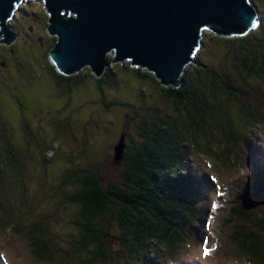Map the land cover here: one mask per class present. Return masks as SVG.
<instances>
[{
	"label": "rangeland",
	"instance_id": "1",
	"mask_svg": "<svg viewBox=\"0 0 264 264\" xmlns=\"http://www.w3.org/2000/svg\"><path fill=\"white\" fill-rule=\"evenodd\" d=\"M251 2L264 26V0ZM8 26L17 33V39L11 44L0 43V118L6 135L12 139L18 161L12 163L16 165L14 172L7 171V175L0 180V206L4 212L13 214L14 225L43 220L47 236L70 257L78 247L79 227L76 223L79 208L66 202L76 194L78 184L77 178H74L69 186H59L60 176L68 174L69 170L75 172L79 167L99 168L105 176V184L120 180L119 174L125 168V163H116L113 155L115 143L121 134L127 131V146L134 147L141 141L140 129L154 124L155 116L168 123L176 122L178 116L172 101L164 97L151 78L133 75L127 68L113 66L102 90L89 69L80 71L75 79L63 84V87L58 86L49 72L50 65L46 63L58 38L48 32L50 14L42 1L23 3L8 21ZM213 34L210 30L204 33L202 47L196 54L197 62L188 67L187 74L193 67L201 66L200 60H214L218 65L223 64L227 50L225 46L215 44ZM108 57L114 59L113 55ZM242 89L248 91L243 94L245 101L250 103V96L257 95L258 99L252 102L264 105V83L257 80ZM113 102L131 104L137 112L120 105L107 109L106 105ZM240 109L234 104L236 114L240 113ZM181 114L192 128H199V122L193 123L185 108ZM55 126H60L61 130L53 134L51 130ZM243 134L247 139L240 144V163L228 175L229 178L224 176L219 165H212L206 155H194L193 160H188L187 165L198 176L204 193L201 201L203 208L200 206L202 223L198 227L200 237L191 235L192 243L182 242L172 251L156 248V264H248L236 253L238 248L235 244L229 243L228 234L224 236L219 232L227 216L225 206L220 208L224 201H236L232 195L235 191L230 189L235 182L228 180L236 178L239 191L253 185L252 175L257 171L264 180V129L251 126L247 129L246 126ZM4 136L0 129V151L6 147L1 141ZM247 140L252 142L254 148L247 145ZM198 142L201 149L204 148L203 135ZM67 144L68 148L64 147ZM217 203L219 205L215 206ZM21 205L24 209L20 211ZM261 206L264 211V203ZM207 223H211L209 233ZM103 232L107 234L109 247L115 252L122 249L124 243H131V236L124 233L115 219L104 226ZM218 235L222 237L221 246L216 249L212 256L214 258L204 256V248L209 249L219 242ZM4 238H7L6 251L11 264H37L27 256L23 238L12 237L9 233ZM3 247L6 246L0 241V264H5L2 260ZM89 257L87 253L80 256L81 259ZM122 262L120 259L119 263ZM54 264L69 263L58 259Z\"/></svg>",
	"mask_w": 264,
	"mask_h": 264
},
{
	"label": "trees",
	"instance_id": "2",
	"mask_svg": "<svg viewBox=\"0 0 264 264\" xmlns=\"http://www.w3.org/2000/svg\"><path fill=\"white\" fill-rule=\"evenodd\" d=\"M7 31L5 28L4 33ZM213 38L216 45L221 44L227 50L223 64L218 65L214 60H200L201 66L193 67L189 74L186 71L184 82L178 87H167L152 72L130 63L111 64L100 78L93 73L100 90L106 85L113 66L127 68L133 75L151 78L164 97L174 104L178 119L168 123L155 116L154 124L140 129L141 141L134 147L127 146L128 132L121 134L126 137V149L120 161L125 163V168L119 174L120 180L105 184V176L99 168L79 167L75 172L69 170L68 174L60 176L59 186H69L74 178H77L78 184L76 194L66 202L79 208L76 223L79 227L78 247L70 257L47 236L43 220L14 225L13 214L4 212L0 206V241L6 246L3 247L2 258L5 264H11L6 251L7 238H4L7 233L24 239L27 256L37 264H54L58 259L69 264H116L120 259L124 264H156V248L172 251L182 242L192 243L191 235L200 237L198 227L202 223L200 206L203 208L201 201L204 193L198 176L187 165L188 160H193L194 155H206L207 160L212 165H219L224 176L228 177L240 163V144L247 139L243 134L245 127L264 129V105L252 102L258 99L257 95L250 96V103L245 101L243 94L248 91L242 89L257 80L264 83L263 24L246 35L224 36L214 32ZM49 54L46 63L50 65L49 72L58 86L63 87L84 70H91L87 67L80 73H61L51 63ZM113 60L109 58L110 62ZM238 82L241 84L238 85ZM234 104L241 108L239 114L234 111ZM112 105L137 112L135 106L120 102L107 104V109ZM183 108L193 123L199 122V128H192L188 124L181 114ZM0 120V129L5 134L1 141L6 146L0 151L2 180L7 171L14 172L18 159L12 139L6 135V128L1 126L3 123ZM60 130V126H55L51 132L55 134ZM202 135L205 142L201 149L198 141ZM246 143L254 148L252 142L247 140ZM64 147L68 148V144ZM113 158L116 162L115 148ZM18 169L20 171V167ZM252 176L253 185L242 187L241 191L236 178L228 180L235 182L230 189L235 191L232 195L236 201H224L220 208L225 206L227 216L219 232L224 236L228 234L229 243L235 244L238 248L236 253L248 264H264V211L261 209L264 180L260 171ZM23 209L21 205L19 210ZM113 219L125 234L131 236V243H124L117 252L111 250L107 234L103 232L104 226L110 225ZM206 227L208 233L211 232V223H207ZM217 238L218 243L209 249L204 248V252L208 250L206 257H212L220 248L222 237L218 235ZM81 253H87L90 257L81 259Z\"/></svg>",
	"mask_w": 264,
	"mask_h": 264
},
{
	"label": "water",
	"instance_id": "3",
	"mask_svg": "<svg viewBox=\"0 0 264 264\" xmlns=\"http://www.w3.org/2000/svg\"><path fill=\"white\" fill-rule=\"evenodd\" d=\"M29 1L0 0V43L17 39L8 21ZM40 1L50 14L48 32L58 38L49 58L61 73L90 67L100 78L111 64L129 62L152 72L167 87L184 82L188 67L197 62L206 31L246 35L261 24L251 0ZM5 28L12 36L8 41L2 37ZM125 140L122 135L115 147L116 162L124 158Z\"/></svg>",
	"mask_w": 264,
	"mask_h": 264
},
{
	"label": "flooded vegetation",
	"instance_id": "4",
	"mask_svg": "<svg viewBox=\"0 0 264 264\" xmlns=\"http://www.w3.org/2000/svg\"><path fill=\"white\" fill-rule=\"evenodd\" d=\"M18 9H19V8H18ZM18 9H17V11H18ZM17 11H16V12H17ZM4 34H5V35H4ZM13 36H14V35H13ZM2 37H4V38L6 37L7 41L10 40V39L12 38V36H7V33H3V34H2ZM14 37H15V36H14ZM30 47H31V46H30ZM31 48H32V47H31ZM1 53H2V52H1ZM2 62H3V64L5 63V61H4V57L2 58Z\"/></svg>",
	"mask_w": 264,
	"mask_h": 264
},
{
	"label": "snow or ice",
	"instance_id": "5",
	"mask_svg": "<svg viewBox=\"0 0 264 264\" xmlns=\"http://www.w3.org/2000/svg\"><path fill=\"white\" fill-rule=\"evenodd\" d=\"M204 255L208 256V250L207 249H205Z\"/></svg>",
	"mask_w": 264,
	"mask_h": 264
},
{
	"label": "clouds",
	"instance_id": "6",
	"mask_svg": "<svg viewBox=\"0 0 264 264\" xmlns=\"http://www.w3.org/2000/svg\"><path fill=\"white\" fill-rule=\"evenodd\" d=\"M203 254H204V250H203Z\"/></svg>",
	"mask_w": 264,
	"mask_h": 264
}]
</instances>
